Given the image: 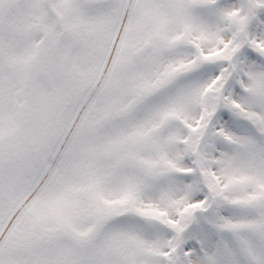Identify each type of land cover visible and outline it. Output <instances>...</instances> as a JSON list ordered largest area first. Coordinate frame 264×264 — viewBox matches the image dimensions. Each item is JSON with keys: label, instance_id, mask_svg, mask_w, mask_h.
Listing matches in <instances>:
<instances>
[{"label": "snow or ice", "instance_id": "6c2138e0", "mask_svg": "<svg viewBox=\"0 0 264 264\" xmlns=\"http://www.w3.org/2000/svg\"><path fill=\"white\" fill-rule=\"evenodd\" d=\"M0 264H264V0H0Z\"/></svg>", "mask_w": 264, "mask_h": 264}]
</instances>
